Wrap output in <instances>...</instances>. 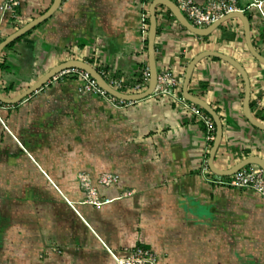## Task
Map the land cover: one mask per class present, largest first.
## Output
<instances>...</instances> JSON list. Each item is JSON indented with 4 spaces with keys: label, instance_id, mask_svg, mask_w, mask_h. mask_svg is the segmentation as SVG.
<instances>
[{
    "label": "crops",
    "instance_id": "0c3cea01",
    "mask_svg": "<svg viewBox=\"0 0 264 264\" xmlns=\"http://www.w3.org/2000/svg\"><path fill=\"white\" fill-rule=\"evenodd\" d=\"M16 1L11 13L0 10V42L54 2ZM151 1L62 0L50 18L2 51L0 93L13 99L71 60L127 85L141 82L148 70ZM235 1L249 20L254 49L264 56V0H256L261 11L252 0ZM155 12L157 73L173 72L182 95L185 69L196 55H226L245 69L250 113L264 124V65L250 55L241 20L201 37L165 7ZM54 77L0 111L8 130L0 123V264H114L101 242L118 257L146 247L160 264H264V200L248 189L216 184L228 177L201 173L212 146L201 122L167 96L153 93L113 107L82 93L76 77ZM188 92L220 118L213 161L218 170L250 157L264 160V131L245 119L244 84L231 65L214 57L201 60ZM104 173L118 175L119 183L99 186ZM80 175L109 202L83 203Z\"/></svg>",
    "mask_w": 264,
    "mask_h": 264
},
{
    "label": "built area",
    "instance_id": "2783aa9c",
    "mask_svg": "<svg viewBox=\"0 0 264 264\" xmlns=\"http://www.w3.org/2000/svg\"><path fill=\"white\" fill-rule=\"evenodd\" d=\"M173 2L179 12L188 21L190 25L198 29H204L217 22L224 16L237 11L243 12L236 7L235 0H207L204 4H197L194 0H170ZM254 6L261 11V2L252 0ZM17 5L16 0H7L4 2L0 10L2 14L11 13L13 8ZM99 75L105 83L113 90L122 93V90H127L132 94L141 92L149 83V71L146 69L142 73L141 82L135 85H127L123 79L120 78H106L105 73L99 72ZM76 77L82 83L81 92L91 93L104 99L113 107H122L130 104L116 99L101 89L97 83L84 71L78 69H67L58 73L54 79L63 77ZM181 87V80L171 71H164L157 76V83L154 90L155 95L167 96L176 101L182 106L191 116L201 122L205 128L206 142L212 144L215 139V124L212 118L197 105L186 101L182 95L179 94ZM10 106L0 102V111L8 109ZM0 123L6 131L7 128L3 124L1 118ZM209 172L208 161L205 159L202 163L201 173ZM79 181L83 188L86 199L83 203L100 207L109 202L108 199H101L98 190L94 187L92 180L87 175H80ZM97 184L102 187H112L119 183V177L116 174L104 173L98 176ZM213 182V181H211ZM215 183V182H213ZM216 184L235 188L248 189L258 195L264 200V170L256 165L242 168L241 170L228 177L225 181H218ZM69 206L75 211L74 206L69 203ZM103 247L111 256L114 264H160L156 254L143 246L135 247L127 256L118 257L111 252L103 242Z\"/></svg>",
    "mask_w": 264,
    "mask_h": 264
},
{
    "label": "water",
    "instance_id": "95a60500",
    "mask_svg": "<svg viewBox=\"0 0 264 264\" xmlns=\"http://www.w3.org/2000/svg\"><path fill=\"white\" fill-rule=\"evenodd\" d=\"M62 3V0H54L51 7L40 17L34 19L27 25L23 26L19 30H17L15 33L4 39L2 42H0V55L2 51L9 46L11 43L15 42L19 38H21L23 35L34 29L36 26L40 25L44 21H46L48 18H50L60 7ZM157 6H163L165 7L172 16L176 19V21L188 32L191 34L201 36V37H207L209 36L214 30H216L221 24L225 23L228 20L238 18L241 20L243 25V33H244V39L246 43V47L252 56L253 59H255L258 63L261 65H264V56L259 54L253 47L251 40H250V25L248 18L244 15L243 12L237 11L234 13H230L223 18L219 19L214 24L210 25L207 28L204 29H198L193 27L188 23V21L183 17V15L179 12L176 5L171 2L170 0H152L149 5V29H148V36H147V58H148V71H149V83L145 91L138 93V94H124L117 92L110 88L105 81L102 79V77L99 75V73L91 67L89 64L77 61V60H71L67 61L65 63H62L54 68H52L50 71H48L45 75H43L39 81H37L32 87L27 89L22 94L18 95L17 97L13 99H6L2 96L0 93V102L5 105H15L18 104L21 100L35 94L37 91L42 89L47 83L58 73L67 70V69H78L86 72L96 83L97 85L106 91L111 96L115 97L116 99L122 100L124 102H137L140 100H143L149 96H151L155 90L156 83H157V69H156V63H155V37H156V12L155 9ZM207 57H214L217 59H220L229 65H231L241 76L243 84H244V100H243V115L245 119L249 122V124L261 131H264V124L259 123L256 121L251 113H250V83L248 75L245 71V69L234 59L222 55L220 53L216 52H203L198 55H196L187 65L185 69V73L183 76V82H182V96L183 98L191 102L198 107H200L202 110H204L213 120L215 124V139L212 143L211 149L209 151V159H208V167L209 170L221 177H230L237 171L241 170L242 168L249 166V165H256L262 170H264V160H261L258 157H250L247 158L234 167H232L229 170L221 171L218 170L214 164V157L215 153L217 151V148L219 146V143L221 141L222 137V125L219 116L214 111V109L208 105L205 101L202 99L192 96L188 92V86L190 83V79L192 76V73L194 71V68L196 65L203 59Z\"/></svg>",
    "mask_w": 264,
    "mask_h": 264
},
{
    "label": "trees",
    "instance_id": "16d2710c",
    "mask_svg": "<svg viewBox=\"0 0 264 264\" xmlns=\"http://www.w3.org/2000/svg\"><path fill=\"white\" fill-rule=\"evenodd\" d=\"M143 1H146V0H143ZM11 45V44H10Z\"/></svg>",
    "mask_w": 264,
    "mask_h": 264
}]
</instances>
